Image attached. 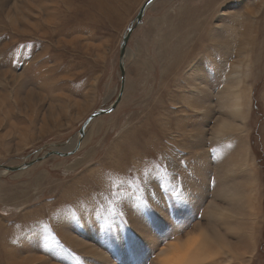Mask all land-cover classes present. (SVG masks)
<instances>
[{"label":"rangeland","instance_id":"374dc122","mask_svg":"<svg viewBox=\"0 0 264 264\" xmlns=\"http://www.w3.org/2000/svg\"><path fill=\"white\" fill-rule=\"evenodd\" d=\"M144 1L0 0V264H264V0L153 1L80 138Z\"/></svg>","mask_w":264,"mask_h":264},{"label":"water","instance_id":"95a60500","mask_svg":"<svg viewBox=\"0 0 264 264\" xmlns=\"http://www.w3.org/2000/svg\"><path fill=\"white\" fill-rule=\"evenodd\" d=\"M153 1L155 0H145L142 5L140 6L137 14L135 15L134 19L131 21L130 25L127 27L125 33L123 34L121 41H120V46H119V69H120V73H121V86L118 92V95L115 99V101L110 105L107 106L106 108H102V109H97L96 111H94L93 113H91L86 119L85 121L82 123L80 129H79V135L80 138L83 137L84 133H85V129L87 127V125L91 122V120L94 117H97L99 115H103L105 113H109L110 111H112L114 109V107L117 105V103L120 101L121 99V95L123 93V84H124V80H125V74H124V55H125V49H126V44L128 42V39L132 33V31L134 30V28L141 23L142 21V17H143V13L146 9L147 6H149ZM81 142V139H79L75 145L74 149H71L69 151L67 150H58V149H53L51 151L46 152L44 155L41 156V159L47 156H50L52 154L54 155H65L68 156L70 154H72L73 152L76 151V149L79 147V144ZM39 159H33L31 161L28 162H24L20 165H16V166H10V165H4V164H0V171L1 172H14V171H18L24 168L29 167L31 164H33L35 161H37Z\"/></svg>","mask_w":264,"mask_h":264},{"label":"snow or ice","instance_id":"6c2138e0","mask_svg":"<svg viewBox=\"0 0 264 264\" xmlns=\"http://www.w3.org/2000/svg\"><path fill=\"white\" fill-rule=\"evenodd\" d=\"M166 173H167V169L165 168V169H163V172L160 173V174L163 176V175L166 174ZM172 193H173L174 195H176L177 198H182V196H183L182 190H181L179 187H176V186H173V187H172ZM44 229H45L46 231L49 232V235H51V233H50V229H48V226H47V225H44ZM51 238H52V239H55L54 236L51 237Z\"/></svg>","mask_w":264,"mask_h":264},{"label":"bare ground","instance_id":"6f19581e","mask_svg":"<svg viewBox=\"0 0 264 264\" xmlns=\"http://www.w3.org/2000/svg\"><path fill=\"white\" fill-rule=\"evenodd\" d=\"M188 240V239H187ZM195 241V240H194ZM179 243V242H178ZM184 244H185V242H184ZM174 245L173 244H170L169 246H168V248L167 249H162L161 251L162 252H164V253H166V251L171 247H173ZM176 247V246H175ZM175 247H173V248H175ZM177 247H178V244H177ZM175 249H177V248H175ZM165 258V257H164Z\"/></svg>","mask_w":264,"mask_h":264}]
</instances>
